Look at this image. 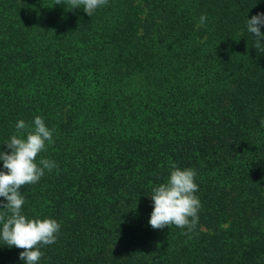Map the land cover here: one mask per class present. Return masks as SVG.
I'll list each match as a JSON object with an SVG mask.
<instances>
[{
	"label": "trees",
	"instance_id": "obj_1",
	"mask_svg": "<svg viewBox=\"0 0 264 264\" xmlns=\"http://www.w3.org/2000/svg\"><path fill=\"white\" fill-rule=\"evenodd\" d=\"M257 13L264 0H108L91 17L0 0V151L21 119L56 130L40 157L59 171L21 190L27 217L61 224L40 264H264ZM170 160L197 172L188 235L148 223ZM20 251L0 240V264Z\"/></svg>",
	"mask_w": 264,
	"mask_h": 264
},
{
	"label": "clouds",
	"instance_id": "obj_2",
	"mask_svg": "<svg viewBox=\"0 0 264 264\" xmlns=\"http://www.w3.org/2000/svg\"><path fill=\"white\" fill-rule=\"evenodd\" d=\"M75 8H83L88 16L108 4V0H56V4H65ZM207 16L202 14L199 22L203 25ZM264 13H257L247 19V31L256 38L253 47L262 48L264 33ZM264 126V119L260 121ZM16 132L5 143L8 151H0V240L9 248L22 249L19 259L25 264H40L44 256L42 249L54 244L59 236L61 224L51 217H27L23 212L25 196L22 188L38 183L45 175V170L59 171L54 160L42 158L40 154L54 143L55 128H49L43 117L36 116L32 124L19 120L15 124ZM170 175L152 188L150 196L153 210L148 221L154 230L176 226L187 229L183 235L192 233L198 222L201 201L196 193L199 186L196 183L197 172L193 168L181 169L171 160Z\"/></svg>",
	"mask_w": 264,
	"mask_h": 264
}]
</instances>
